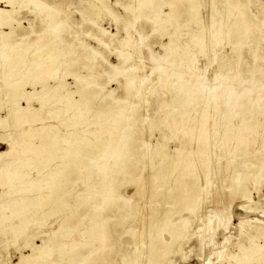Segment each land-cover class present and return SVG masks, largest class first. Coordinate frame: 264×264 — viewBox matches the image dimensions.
<instances>
[{
  "label": "bare ground",
  "instance_id": "1",
  "mask_svg": "<svg viewBox=\"0 0 264 264\" xmlns=\"http://www.w3.org/2000/svg\"><path fill=\"white\" fill-rule=\"evenodd\" d=\"M79 1L88 14L103 11L94 1ZM216 1L231 5L224 4L222 13ZM116 2L122 6L126 32L118 64L108 63L105 78L98 80L93 61L102 54L69 35L68 17L59 16V7L44 0H0V109L5 110L0 131L12 130L0 133L7 144L0 152V232L13 241L24 238L15 246L17 261L0 255V264H104L110 259L118 264L114 259L119 253L122 264H173L176 255L186 260L189 217L197 216L195 237L201 246L206 234L227 228L235 202L245 199L248 203L238 207L251 209L249 183L264 182V136L252 149L255 135L264 131V92L256 91L264 87V64L257 63L264 60L259 21L263 8L258 5L250 16L251 0ZM22 12L32 15L27 26L17 17ZM106 13L117 22L114 11L107 8ZM138 18L169 37L162 53L151 54L152 60L163 61L162 68L151 69L156 77L148 90L156 97L157 118L140 114L145 94L133 85L131 67L125 63L133 46L127 25ZM184 30L189 39L178 42ZM223 39L229 54L221 67L215 64L221 70L207 79L195 67L193 53L208 55ZM247 47L254 50L250 64L242 62L241 51ZM247 65L254 73L250 79L242 75ZM66 77L73 79L72 89ZM116 79L122 95L104 91V85ZM155 129L160 134L151 145ZM169 140L174 143L171 153ZM218 169L220 174L226 171L220 185L214 181ZM72 186L74 204L69 206ZM127 186L134 187L133 198L138 195L145 205L154 204L147 210L132 203V196L120 195ZM206 203L217 206L200 215ZM59 210L63 215L55 218L57 229L40 235L31 227L42 226ZM238 227L236 253L225 258L219 254L216 262L264 264V226L244 231L241 221ZM114 233H128L127 248H133H114ZM228 241L224 237L221 247ZM216 262L202 259L201 264Z\"/></svg>",
  "mask_w": 264,
  "mask_h": 264
},
{
  "label": "rangeland",
  "instance_id": "2",
  "mask_svg": "<svg viewBox=\"0 0 264 264\" xmlns=\"http://www.w3.org/2000/svg\"><path fill=\"white\" fill-rule=\"evenodd\" d=\"M44 1L46 3H49L53 6H55V7H59V9H60L59 16H61V17L67 16L68 17L65 27L67 28L68 32L70 33L69 34L70 36L74 35L76 37H79L80 41H82L83 44L91 45V46L95 47L98 51H100V53L102 55L101 56L100 55L95 56L94 61H93L95 64L92 68V72L95 74V76H97L96 78L98 80L104 79L106 76L105 73L109 70V64L108 63L118 64V62H119L118 57H117V53H118L117 51L120 50V39L122 37H124L125 32H126L124 29L125 20L123 18L124 13H123L122 6L119 3H117L116 0H90V1H94L96 4H98L101 7V9L103 10V11H101V14H99V16H97L95 13L88 14L87 6L85 4H80L79 0H44ZM84 1H86V0H84ZM242 1H246V0H242ZM253 1H254V3H253ZM253 1L251 0L252 7L248 9V13L250 14V16H252L254 14L258 5L261 6L263 8V11H264V0H253ZM255 1L257 3H255ZM260 1H261V3H260ZM224 4L231 5L230 2H228V1L225 3L224 2L221 3V2L216 1V5L218 6V9H220L219 10L220 12L223 11L222 7ZM30 6H32V4ZM106 7L108 9L114 11V13L119 16L117 22L114 20V16L112 14L106 13V9H107ZM81 8H82V12H79V10ZM163 10L166 12L168 10V7L164 6ZM27 13H29V12H22L21 14H18V15L16 14L18 18H21L23 26H27V22H25V21L32 18L31 17L32 15L27 14ZM81 13H83V15H85V18H87V20L83 19ZM256 18H258V17L253 18L254 21ZM259 18H260V20H259ZM259 18L256 19V21L259 20V21H261V23H263V26L261 24L262 27L260 28L261 29L260 35L263 38V44H264V34H263L264 33V12L262 13V15H260ZM91 19L95 22H93ZM127 27H128V31H127L128 37L133 42V46H132V48H130L128 50L129 57L125 63H126V65L131 67V72L129 73V75H130V78L133 80V85L140 92H143L145 94L144 98L146 100L145 103L141 104V106H143V107L140 108V114L143 117L147 116L150 118H154V117L157 118V117H159V115L154 114V111L157 108V106L155 104L156 103V100H155L156 97H155V95L149 96L148 90L154 85V80L156 77V74L152 73L151 69L152 68L157 69V67L162 68L163 67V61L152 60L151 54L152 53H157V54L162 53L163 48L161 45L163 42L168 43L169 37L166 34L160 35L158 33L153 32L150 25L146 21L141 20L140 18H138L137 20H134L133 23L128 24ZM187 28H188V30L192 29L190 27H186V29ZM254 33H258V31L255 30ZM118 39H119V43H118ZM187 39H189V35L186 34L185 30L181 31V35H180V38L178 39V42H182V41H185ZM229 50H230L229 45L227 44L226 40L223 39L222 42L219 44V46L215 47L213 50H210V53L208 55L207 54H197L196 52H194L193 57L195 59V67L202 70V76H204L207 79H212L214 77L215 72L217 73V72H219V70H221V69L217 68L216 65H218V67H221V65L225 62V57H227L229 54ZM77 51L79 52L80 49H78ZM262 51L264 52V49H262ZM241 56L243 58L242 62L244 64H250L253 62L254 50L247 47L241 51ZM219 61L222 63L217 64ZM257 63L259 65H263L264 60L259 59ZM249 67L250 66L247 65L242 72L243 73L242 75H244V77L246 79H250L254 74L253 71L249 69ZM72 80H73L72 78L68 77V79H67V77H66L67 83L69 82L68 86L71 89L73 87ZM119 80L116 79V80H110L109 82H107L104 85V91L113 90L116 95H122L123 94V88L121 87V82ZM51 83L52 82H50V84ZM256 91H257V93H263L264 87L260 86L256 89ZM2 98H3V100H5L6 96L3 95ZM22 103H23V101H22ZM4 113H5V110L0 109V116H2ZM162 131L164 133L168 134V132L165 129ZM2 132L3 133L12 132V130H9L6 132H5V130H1L0 133H2ZM159 132L160 131L156 130V129L152 131V136L148 140L151 145L156 144L157 138H159V134H160ZM260 134L261 135H255L256 141L253 143L252 149L258 148L260 146V141H261L262 137L264 136V131H261ZM6 148H7V144L2 142V140L0 139V152L5 150ZM166 148L171 153L172 152L171 150L174 149V143L169 140ZM263 157H264V155H263ZM225 162H226V160L223 158L219 164L223 165ZM215 167L217 169V165ZM215 167L213 168V170H215ZM216 171H217V175H216V178L214 179V181L219 183L220 175L221 174L224 175L226 173V171H225V173H221V174L218 172V171H220L219 169ZM32 174H34V175H32ZM31 175L33 177H35L36 173H34L32 171L30 176ZM218 183H215V184L220 185L221 182L219 184ZM248 186H249L248 188H250L248 190V192H251V193H249V195L251 197V201L254 202V203L250 202L249 204H251V203L256 204V205H254L255 207L253 206V204H251L250 205L251 209L239 208L238 205L240 203L247 202V200H245V199L235 202L233 204V206L231 207L232 218H231V221L228 223L227 228L226 229H222V228L218 229L214 235L206 234L205 238L203 239L201 246H198L197 241H196V237H195L196 235H198V233L196 232L197 231V225H198L197 224L198 220L196 218L197 216H195V217L190 216L189 217V223H190L189 231L191 233V236H190L191 239H189L188 242L183 243V249H184L183 251H184L186 256H188V257L190 256V257L189 258L187 257L186 260H183L180 255L173 256L172 257V260H173L172 263L173 264H201L202 259H209L211 261L216 262V260L219 258V254H220V256L225 258V256L227 254L236 253L238 241L240 240V238H239L240 233H239V227H238L239 222H241V221L244 222V227H243L244 231L249 230V228H251L252 226H258V227L264 226V212H263L264 211V182H262L260 185H259V182L257 183V185L249 183ZM120 190L122 191V192L120 191V195L123 194L122 195L123 197L129 198V196L133 195L132 192L135 189L132 186H127V187H122ZM1 191H2V188L0 187V192ZM69 193H70L68 195L69 199H67L66 203H67V205L70 206L71 204L72 205L74 204L75 189H73V186H72L71 190L69 191ZM215 193L217 194V190L215 191V189H214L213 197L217 196ZM140 199L141 198L138 195H134V198H133V196L130 198L132 203H138L140 205L142 204L144 206V208H147V210H148V205L154 204V202H153V203H150L148 205H145V203L143 202V199H141V200ZM247 203H245V204H247ZM216 206H217V204H215V203L213 205L210 203H208V204L206 203L205 206H203V209H201L200 212H198V213L200 215L206 216L209 214L211 208H215ZM62 211L59 210V212H57V214L55 213L53 216L51 215L50 217H48L42 226H36V224H33V225L31 224V227H34V230L37 229V230H35V232L37 234H40V235L42 233L49 232L51 229H55V228L57 229L58 222H56L55 218L56 219L61 218V216L63 215ZM60 212H62V213L60 214ZM58 213L60 214V216L58 215ZM199 214H198V217H201V216H199ZM57 215H58V217H57ZM184 216L187 217L188 213L184 212ZM202 223L203 224L206 223V220H203ZM80 228H82V227H80ZM25 233L29 234L30 231L28 232L27 230H24V234ZM5 235L6 234H2V232H0V237H2L1 238L2 240L0 241V255L5 256L7 254L6 257H9L10 259L9 258L8 259L11 262H16L17 261L16 259L18 258V255H19V250H17L15 248V246H17L19 244V241H21L20 245L23 244L24 238L21 237L22 239H20V237H18L16 240L13 241V240H11V238L8 239V236L7 235L5 236ZM112 237H111V242L113 243L114 248L119 247V248H121L122 252H128L131 248H133V247L127 248V242L130 240V235L128 233H123L120 236H119V234L114 233V235H112ZM224 237H228L229 241L227 242L225 247L222 248L221 246H223L222 243H223ZM116 239H118V240H116ZM39 240L40 239L38 237H35L34 242L40 243ZM210 240H212V243L209 242L210 243L209 244L208 241H210ZM258 240L261 243L263 242V238H259ZM235 242H237V243H235ZM4 250H5V252H4ZM13 250H15V251H13ZM188 250H190V253L188 252ZM219 250H223V251L218 253ZM24 252H28L27 248L24 249ZM11 255L12 256L14 255V256L12 257ZM121 256H122V253L121 254L119 253V256H117L114 259L115 263L122 264V257ZM118 257H120V258H118ZM110 260L105 261L104 264H113V262ZM142 260H144V259H142ZM181 260H183V261H181ZM263 263H264V260H263ZM161 264H167V262L164 261ZM216 264H252V263H250V262L244 263L243 261H235L234 259L230 260L227 263L226 259H222L220 262L217 261ZM258 264H260V263H258Z\"/></svg>",
  "mask_w": 264,
  "mask_h": 264
}]
</instances>
